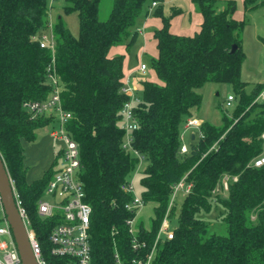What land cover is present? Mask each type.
Segmentation results:
<instances>
[{
  "label": "trees",
  "instance_id": "trees-1",
  "mask_svg": "<svg viewBox=\"0 0 264 264\" xmlns=\"http://www.w3.org/2000/svg\"><path fill=\"white\" fill-rule=\"evenodd\" d=\"M102 1L70 0L64 7L65 12L79 13L76 37L62 18L51 23L50 0H0V156L45 257L50 264L62 262L49 253L48 237L56 220L38 213V200L55 169L52 166L41 179L28 182L22 140H35L37 129L54 120L47 115L34 117L24 107L25 101L49 97L52 72L62 86V105L72 115L68 133L80 145L79 177L93 209L92 264H116V248L124 258L138 255L126 224L134 216L126 207L133 195L121 188L139 164V157L124 147L121 109L129 97L121 88L128 60L121 47L129 50L134 44L140 34L139 17L156 2L161 25L152 35L150 75L136 74L139 100L133 107L137 128L132 145L146 163L140 197L144 204H154L150 225L136 222L139 239L147 242L141 254L151 250L174 185L185 178L193 185L189 193L181 192L186 197L179 226L171 223L175 235L157 244L152 264H264V165H252L264 151V82L247 92V82L241 79L245 52L240 34L245 21L235 17L236 0H227L223 10L216 8L218 0H191L201 14L200 26L192 34L171 30V21L181 10L173 8L167 17L161 5L168 0H113L104 20L99 16ZM243 1L245 11L261 3ZM50 27L55 54L39 42ZM233 45L237 47L231 52ZM208 81L232 84L239 97L233 117L224 115L221 125L202 123L199 136L191 135L188 151L181 153L182 128L189 118L197 117L192 108L201 105L199 89ZM213 203L220 207L218 220L226 224L225 234L211 231L210 222L201 216Z\"/></svg>",
  "mask_w": 264,
  "mask_h": 264
},
{
  "label": "built area",
  "instance_id": "built-area-1",
  "mask_svg": "<svg viewBox=\"0 0 264 264\" xmlns=\"http://www.w3.org/2000/svg\"><path fill=\"white\" fill-rule=\"evenodd\" d=\"M153 5L155 6L156 2H154ZM49 30H51V35H49ZM138 30L140 33L142 32V28H139ZM39 42L41 47L49 48L52 53L55 54L56 40L51 27L40 35ZM147 70V63L141 62L137 69L129 72L125 76L121 88V91L129 97L121 109L123 114L122 128L126 130L124 147L131 150L139 157L138 168L143 163L144 156L134 149L132 145V133L133 130L137 128L133 107L139 100L137 95L139 87L135 75H145ZM49 80L53 85V90L48 98L44 100H28L24 102V107L34 117L47 115L57 120L59 129H53L51 135L62 140L64 144L63 148L60 150L61 161L58 162V166L54 168L55 174L45 189L44 195L49 196L50 199L43 198V195L38 200V213L42 218H53L56 220L48 237L50 244L49 253L53 257L61 259V264H92L93 251L90 227L93 209L91 204L85 199L86 192L79 177V171L81 168L80 145L78 141L68 133L67 123L72 115L69 111H66L62 105V86L58 81L56 73H50ZM263 95L264 92L261 93V96ZM234 99L233 95H229L227 105H231V102ZM53 111L58 112V118L53 116ZM201 124L202 123L198 117H191L188 119L185 127L188 125L200 127ZM180 151L181 153H186L188 151V145L182 143ZM252 165L256 167L264 165V151L252 160ZM138 168L135 174L137 173ZM133 177L126 183L122 184L121 188L126 193H131L133 195L132 200L126 205V207L134 212V216L127 218L126 224L128 225L129 233L132 236V248L134 251L138 252V255L131 259L124 258L116 248L114 260L116 264H152L157 244L163 238L171 239L175 235V229L171 225L169 214L171 207L174 205L181 192L187 194L191 191L193 183H187L185 178H183L174 185L169 208L154 239L153 246L150 251L141 254V251L147 247V242L139 239L136 222L140 210L144 206V202L140 196L138 197L134 193L135 188L132 184ZM236 179L237 177H234V180ZM11 181L16 205L29 231L31 246L37 261L39 264H50L49 260L43 253L40 241L36 237L28 211L24 206L22 196L17 190L12 178ZM228 181L229 176L225 175L223 182L226 188L228 186ZM2 221L3 222L0 223V236H5L6 238L0 241V264H22L12 229L5 215L2 217Z\"/></svg>",
  "mask_w": 264,
  "mask_h": 264
},
{
  "label": "rangeland",
  "instance_id": "rangeland-1",
  "mask_svg": "<svg viewBox=\"0 0 264 264\" xmlns=\"http://www.w3.org/2000/svg\"><path fill=\"white\" fill-rule=\"evenodd\" d=\"M261 3L258 7L245 11L244 1L236 0L235 17L239 20H244L245 24L241 31L242 46L245 52V58L241 67V79L246 83V91L250 92L254 87L261 82H264V0H259ZM50 21L55 23L59 18H62L70 29L71 33L79 37L80 36V24L79 13L77 10L65 12L64 7L70 3V0H50ZM113 6V0H103L100 6V19L104 20L108 17ZM164 14L170 17L173 8H178L181 13L172 19L171 30L181 34H192L200 26L201 14L198 10V6L191 0H168L162 5ZM227 6V0H218L216 8L223 10ZM157 7L148 9L145 8L141 16L138 19V27L146 25L143 34H138L136 41L130 47L129 50H125V45L122 46V52L127 54V66L130 68H136L141 62H146L154 55L153 50L147 53L141 52V48L144 46L145 36L152 34L157 28L154 21H161L158 16L155 15ZM147 11H149L147 13ZM153 21V23H149ZM149 23L148 25L146 24ZM51 35V30H49ZM128 40H126V43ZM145 75H150L147 71ZM144 75V76H145ZM135 79L139 80V75H135ZM202 95L201 105L197 108H192V114L197 116L201 123L209 122L214 125H221L223 123V116L228 115L233 117L234 110L238 103V95L235 93L233 86L230 82L226 81H208L202 88L199 89ZM235 96V100L231 102V105H227L228 96ZM53 116L58 118L59 114L53 111ZM53 129L58 130L57 120L54 119L49 124L44 125L37 129V138L29 141L22 140L24 149V170L26 179L28 182H34L41 179L44 173L51 168L58 166V162L61 161L60 150L64 144L62 140L51 135ZM200 127L186 126L182 128L183 138L182 142L189 145L191 135L199 136ZM146 163H142L138 168L137 173L132 179V184L135 188V195L141 196L143 187L141 185V171L145 168ZM185 194L180 193L177 200V206L175 209V215L171 218L173 227L179 226V216L181 213L182 205L185 200ZM43 198L50 199L49 196H43ZM52 199V198H51ZM219 206L213 203V207L209 212H201V216L209 223L210 230L213 232L225 234L227 232V226L223 220L219 219ZM3 209L0 205V223H2ZM154 214V204H144L137 220L142 221L146 226L151 223V218ZM5 236H0V241L5 239Z\"/></svg>",
  "mask_w": 264,
  "mask_h": 264
},
{
  "label": "water",
  "instance_id": "water-1",
  "mask_svg": "<svg viewBox=\"0 0 264 264\" xmlns=\"http://www.w3.org/2000/svg\"><path fill=\"white\" fill-rule=\"evenodd\" d=\"M236 47V45H233L231 52H234ZM194 137L195 135L192 134V139ZM0 197L3 213L12 229L22 264H39L31 246L29 231L16 205L10 174L1 156Z\"/></svg>",
  "mask_w": 264,
  "mask_h": 264
},
{
  "label": "crops",
  "instance_id": "crops-1",
  "mask_svg": "<svg viewBox=\"0 0 264 264\" xmlns=\"http://www.w3.org/2000/svg\"><path fill=\"white\" fill-rule=\"evenodd\" d=\"M149 23H153V21H151V22H149ZM149 23H147L146 22V24L148 25ZM153 24H155L156 25V27H159L160 25H161V21H154V23ZM145 24L144 25H142L141 26V28H142V34H143V31H144V29H145ZM140 33V34H141ZM153 32H152V34L150 35H146L144 38H145V41H144V46L141 48V52H144V53H147V52H149L150 50H153V52H154V47H155V44H154V40H153ZM138 67H136V68H130L129 66H127V68H126V72L127 73H129V72H131V71H133V70H135V69H137ZM4 215V213L2 214V216Z\"/></svg>",
  "mask_w": 264,
  "mask_h": 264
}]
</instances>
